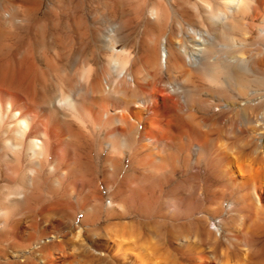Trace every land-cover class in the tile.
<instances>
[{
  "label": "bare ground",
  "instance_id": "6f19581e",
  "mask_svg": "<svg viewBox=\"0 0 264 264\" xmlns=\"http://www.w3.org/2000/svg\"><path fill=\"white\" fill-rule=\"evenodd\" d=\"M199 1L207 11L214 4V18H220L222 26L233 32L228 37L233 53L225 52V62H233L249 73V81L263 80L264 72L260 71H264V42L258 48L255 44L264 39V0ZM4 2L0 3V43L10 29L27 32L30 25L27 6L19 8ZM158 9L152 4L148 18H157ZM113 28L103 34L106 46ZM212 38L206 31H188L183 40L173 32L170 39L161 41L159 49L151 40L144 55L147 74L143 75L137 65L116 77L95 73L86 99L60 90L52 94L46 88L38 100L34 99L28 89L30 80H26L34 64L28 59V48L22 49L27 53L22 54L23 63L21 58L11 66L0 62V239L11 236L8 245L0 246V262L76 264L73 258L43 252L42 246L56 244L58 235L47 234L45 222L39 223L36 218V212L48 206L46 203H52L51 209L54 203L53 209L59 210L74 198L84 212L81 223L92 215L119 217L134 209L133 220L114 226L120 238L113 241L116 248L109 249L106 244L114 264H264V109H250L254 96L264 100V88L248 91L237 80L246 75L235 71L231 74L240 83L237 90L242 93L240 97L235 95L236 100L224 99L213 105L198 98L195 104L191 97L189 105L181 95V83L203 88V84L194 82L195 73L182 57L183 42L191 46L188 60L199 64L204 44ZM49 56L43 53V63L61 70ZM85 63L89 62L84 59L83 66ZM116 63L113 60V68ZM174 73H179L175 83ZM159 79L169 81L167 85L179 102L175 101L178 97L160 98L162 92L154 89ZM230 107L248 109L247 113L243 110V126L237 128L240 135L236 128L237 132L220 128L228 118L220 111ZM79 115L91 116L95 126L99 124L105 130L107 140L100 143L108 154L102 179L91 155L94 141L69 121L68 117ZM125 133L134 136L136 147L132 153L118 157L113 143L116 140H111ZM12 135L19 137L18 144L11 141ZM252 143L251 153L243 154L241 151ZM238 152L245 157L240 158ZM134 160L139 174L133 171ZM186 169L189 172L184 179L189 186H176L175 175L180 170L185 174ZM101 189L110 193L108 200L103 201ZM122 208L127 212L122 214Z\"/></svg>",
  "mask_w": 264,
  "mask_h": 264
},
{
  "label": "rangeland",
  "instance_id": "374dc122",
  "mask_svg": "<svg viewBox=\"0 0 264 264\" xmlns=\"http://www.w3.org/2000/svg\"><path fill=\"white\" fill-rule=\"evenodd\" d=\"M2 1L4 2V0H0L1 4ZM26 1L23 3V1L6 0L3 3H10L11 6H20L19 8H21V6H27V19H30L28 22V25H30L29 31L27 30L28 33L21 28L19 29H21V31L23 32L16 28L12 30L10 29V31H8L9 33H12H10V35L8 33V37L6 36V38L2 39L3 41H1L0 43V62H9L10 64L8 63L7 65L11 66L12 63L14 64L17 59L21 58L20 60H22L23 63L22 54L26 55L28 53V59L30 58L29 60L33 61L35 65L30 61L32 63V67H29L26 80H30L28 82L30 83L28 84V89L30 91L29 93L30 95L34 94L32 97L34 99L37 98L36 100L40 98V92L43 88H46L52 94L60 90L61 93L65 94L70 92L71 95L75 98H89L90 94L88 92L90 91V83L93 82L96 74H102L103 77H106L108 73L110 74V77H116L120 72H122V70L128 71V68L130 70L132 67H135L137 65V67H140L142 69V72L144 73L143 75H145L147 74L146 72H148L144 64L146 44L149 41L154 40L156 47H158L159 49L161 41L170 39L173 32L177 33L181 37V39L185 40L188 31L189 34L194 33V31H206L213 36L211 42H207L204 44V55L202 54L203 58L200 60L199 64L193 63L191 60H188L191 46L183 42L185 50L184 47H182L184 50L181 51L182 57L195 73L194 82L196 84H203L204 88L199 89L196 86V88H198L196 89L195 85L191 83L180 84L182 88L181 95L186 100V102L188 101L187 103H189V105L192 104V101H189L188 99L192 98H194L195 102L193 103L195 104L200 99H203L210 104H213V102L215 104H220L222 101H224V99L229 100V98L230 100H236V96H241L242 93L237 90V86L240 83L238 81H235L236 77H234V74H231L235 71L240 73L242 72L243 75H246V77L243 76V78L240 77L241 79H236L243 82L241 84L245 86L248 91L252 89L264 88V79H257L255 80V82L249 81V73H244L243 71H241L240 68L237 67L233 62H230V64L228 63V61L225 62V52L227 54L233 53L231 45L232 42H230L231 40H229L230 38H228L229 36L231 37L233 32L231 30L227 31L222 26L223 24L220 18H214L217 15V10L213 2L212 6L215 9H213V7L211 6V11H207L202 7L199 0ZM18 2H20V5H18ZM29 4L31 5V7H29ZM152 4H157L159 7L158 17L150 19L147 16V10ZM19 8L18 10H20ZM30 8L31 11L29 12ZM19 16H21V14ZM35 26L37 27L35 28ZM112 27H114L113 32H111L110 36H108V41H110L106 42V46L102 42V37L103 34H105L106 31ZM14 37L16 39L19 37L17 40H19L21 37V39L19 40L21 42L17 41ZM42 42L43 44H41ZM46 42L48 43V45H46ZM50 42H52V45L50 44ZM261 42H264V39H261V41H259V44L256 43L255 47H260ZM7 45L10 49L7 47ZM50 46H52V49ZM255 47L253 46V48ZM7 48L9 50H7ZM23 48L24 50L28 48V52L26 54L23 53ZM44 49H46V51ZM253 52L255 53L256 50L254 49ZM43 53H46L47 56L50 55L51 57L49 56L48 58L52 62V64H55L57 62V66H61L60 69H62L58 71L53 70L51 67L49 68V66H46L43 63L44 61L41 59ZM57 53L60 54L58 55ZM52 54L54 55L53 57ZM60 58L62 59V61L60 60ZM84 59L89 62L88 64L85 63V66H83ZM113 60L117 62V65L115 64L116 68H113ZM132 61L133 63H131ZM251 61L254 62L253 60ZM143 65L145 67L144 69ZM236 67L239 69H237ZM157 68L158 70H162L161 65H157ZM65 69L66 72H64ZM176 74L179 76V73H174L175 76L172 78L173 83L178 82V76ZM159 80L154 82L155 88H153L158 89L156 90L157 93H163L159 94L160 98L163 99L169 96V98L172 99L178 97L175 93H172V91H170L169 86L167 85L169 81L163 79V81L161 79ZM153 88L151 90H153ZM229 94H231L232 96L230 95V97ZM257 97L254 96V98H252L253 105L251 104L250 106L251 110L253 108L254 111L264 109V100ZM152 100L154 102V99ZM175 101L179 102V97ZM240 109V107H234L225 111L221 110L220 113L222 112L221 114H225L226 116H228V118L223 121L224 123L222 122L220 124V126H222L220 128L224 129L227 127L232 131H236L238 127H242V117L244 115V111L247 113L248 109ZM251 110L250 112H254ZM238 111H240V113H238ZM77 115L78 114L76 113L75 116ZM85 116L86 118H84L83 116L80 117V115V118H68L73 126H75L76 128H80L87 137L90 136L94 141L91 155L94 157L98 178L102 179V171L105 168L104 159L106 157V154H108V150L102 145V143H100V140H107L105 137V130L99 124L98 126H95L97 125V123L94 122L91 116ZM222 124L226 126L224 127ZM123 126L126 127L127 130H129L128 124H124ZM233 128H236V130ZM237 131L240 135L239 130ZM134 133H136V131H132L131 135H133ZM131 135H129V133H125L123 135L115 136L114 138H112L111 142L116 140L113 143L115 145L114 151L116 150L115 153L118 157L126 156L127 154L132 153V151L135 150L136 146L135 143H133L134 136ZM12 136V138H10L11 141L18 144L20 142L19 137H17L16 135ZM253 145L254 143L248 144V146L246 145L247 148H244L241 152L243 154L248 151L249 153H251L252 148H249V146L252 147ZM243 154L238 152L237 155H239L241 158V155ZM242 157H245V155H243ZM124 162L125 165L128 164L127 158H125ZM132 166L133 169L136 168V170L133 171H135V173L138 172L137 174H139L140 169L137 165L136 160L133 161ZM188 172L189 169H186L185 174L184 171L180 170L178 174L175 175L176 186H189L188 181L184 179ZM200 176L203 175L200 174ZM109 194L110 193H107V191H105L104 189H101L103 201L108 200V196H110ZM70 200L71 204L69 202L67 204L61 205V209L59 208L60 211L57 209H53L55 207L54 203L52 209V203L51 205L50 203H46L50 208H48V206H46L45 204V206L43 205L44 209L42 210L43 212L46 211L45 214L42 212V210L40 212L41 214H37L36 212V218L39 220V223L41 222L43 224L45 222L44 224L47 225V232H49L47 234L58 235V237L56 238V244L54 243L42 246L43 252L45 254L53 252L54 256L63 255L67 258H73L76 264L77 262L78 264H114L111 261L108 252L109 249L116 248V243L113 241L117 242L120 239L119 234L114 226L116 224L124 223L128 220H133L136 217V213L134 214V209L132 208V210L126 214L127 216L122 214L127 212L128 209L122 208V210H120L122 216H111L109 218H105L104 216H102L101 218L99 216H95V218L92 215L87 221L85 220L83 223H81L80 221L84 219V212L81 211L79 206L75 204L74 198H71ZM68 204H70L71 206L73 205L72 207L70 206L71 209L69 208ZM41 216H45V219L43 217L40 218ZM213 226L214 225H212V227ZM35 232L36 234H39L38 229ZM10 238L11 236L8 234L7 236H2V238L0 239V246L8 245L10 242ZM106 244L110 245L109 249L108 246L106 247ZM0 264L4 263L0 262Z\"/></svg>",
  "mask_w": 264,
  "mask_h": 264
}]
</instances>
